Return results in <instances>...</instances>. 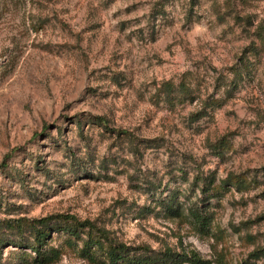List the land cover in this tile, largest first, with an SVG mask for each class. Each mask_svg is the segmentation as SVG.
<instances>
[{
	"label": "rangeland",
	"instance_id": "374dc122",
	"mask_svg": "<svg viewBox=\"0 0 264 264\" xmlns=\"http://www.w3.org/2000/svg\"><path fill=\"white\" fill-rule=\"evenodd\" d=\"M60 215L181 264H264V0H0V264H22L7 222Z\"/></svg>",
	"mask_w": 264,
	"mask_h": 264
},
{
	"label": "trees",
	"instance_id": "16d2710c",
	"mask_svg": "<svg viewBox=\"0 0 264 264\" xmlns=\"http://www.w3.org/2000/svg\"><path fill=\"white\" fill-rule=\"evenodd\" d=\"M259 36L263 40L262 34ZM250 53L253 56L259 55V51L255 46H251ZM242 69L247 70L245 64H243ZM242 76V71L236 72L230 85L236 88L237 84L241 82ZM189 91L188 87L183 84L175 87L170 83H166L162 87L164 99L168 103L175 101V98H177V102H185L188 98L193 100L194 97ZM222 104L223 100H214L211 106L214 110L220 108ZM201 115L202 113L196 115V120L201 119ZM95 121L103 124L100 118H96ZM142 143L149 142L142 141ZM181 173L187 174L184 168L181 169ZM205 180L202 177H197L195 182L202 181L205 183ZM207 184L202 189V192L206 194L210 192L208 187L213 184V180L209 178ZM157 200L159 201L158 204L169 216L175 217L178 215L180 204L176 197L160 195ZM208 201V199H203L201 200V204H206ZM202 211L199 206L195 207V212L200 214V216H208L205 215L207 211L204 214ZM7 224V228L17 237V240L15 239L13 244L22 250L23 256L20 257L22 264H51L57 261L61 256V251L48 246L53 235L65 237V245L67 247L81 245L79 249L80 256L92 264H181L186 262L183 256L170 250L158 252L145 246L131 247L122 243H116L104 231L97 229L89 221L81 222L73 216H52L35 221L19 219L17 221H9ZM24 251L33 254L32 258ZM252 257L255 260L264 261V247L252 254Z\"/></svg>",
	"mask_w": 264,
	"mask_h": 264
}]
</instances>
